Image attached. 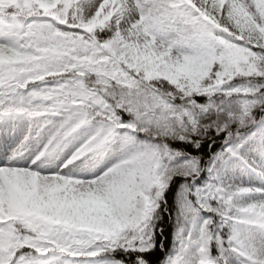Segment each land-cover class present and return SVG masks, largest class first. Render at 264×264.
I'll return each instance as SVG.
<instances>
[{
	"label": "snow or ice",
	"instance_id": "6c2138e0",
	"mask_svg": "<svg viewBox=\"0 0 264 264\" xmlns=\"http://www.w3.org/2000/svg\"><path fill=\"white\" fill-rule=\"evenodd\" d=\"M0 264H264V0H0Z\"/></svg>",
	"mask_w": 264,
	"mask_h": 264
}]
</instances>
